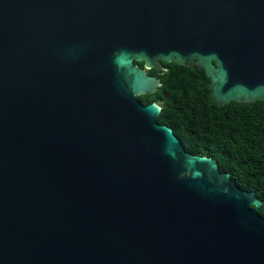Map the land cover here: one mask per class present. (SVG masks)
I'll return each instance as SVG.
<instances>
[{
    "label": "water",
    "instance_id": "95a60500",
    "mask_svg": "<svg viewBox=\"0 0 264 264\" xmlns=\"http://www.w3.org/2000/svg\"><path fill=\"white\" fill-rule=\"evenodd\" d=\"M171 61L264 102V0H0V264H264L254 191L138 99Z\"/></svg>",
    "mask_w": 264,
    "mask_h": 264
},
{
    "label": "trees",
    "instance_id": "16d2710c",
    "mask_svg": "<svg viewBox=\"0 0 264 264\" xmlns=\"http://www.w3.org/2000/svg\"><path fill=\"white\" fill-rule=\"evenodd\" d=\"M134 63L143 66L142 61ZM201 75L205 79L173 83L163 79L155 92L138 95V99L159 103L157 121L172 128L186 151L214 158L234 184L254 191L261 201L258 213L264 215V102L219 105L208 93V76L204 71Z\"/></svg>",
    "mask_w": 264,
    "mask_h": 264
},
{
    "label": "flooded vegetation",
    "instance_id": "af4514ba",
    "mask_svg": "<svg viewBox=\"0 0 264 264\" xmlns=\"http://www.w3.org/2000/svg\"><path fill=\"white\" fill-rule=\"evenodd\" d=\"M162 66L164 67L163 70H157L156 68H154L156 70L155 73H148L147 69H146V72L148 74L154 75L158 79H160L161 85H162L163 79H167L168 82H171V83L177 82V80H183V79L186 81L191 80V79H205L201 75V72L204 70H198L195 68V66H184V65L178 66V65H171V64L168 65L165 62H162ZM165 95H166V93H165ZM156 120H157V117H156ZM159 123H161V122H159Z\"/></svg>",
    "mask_w": 264,
    "mask_h": 264
},
{
    "label": "clouds",
    "instance_id": "9594fccd",
    "mask_svg": "<svg viewBox=\"0 0 264 264\" xmlns=\"http://www.w3.org/2000/svg\"><path fill=\"white\" fill-rule=\"evenodd\" d=\"M159 109H160V106H159Z\"/></svg>",
    "mask_w": 264,
    "mask_h": 264
}]
</instances>
